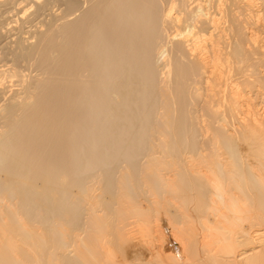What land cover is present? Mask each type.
<instances>
[{"label":"bare ground","instance_id":"obj_1","mask_svg":"<svg viewBox=\"0 0 264 264\" xmlns=\"http://www.w3.org/2000/svg\"><path fill=\"white\" fill-rule=\"evenodd\" d=\"M0 264H264V0H0Z\"/></svg>","mask_w":264,"mask_h":264},{"label":"rangeland","instance_id":"obj_2","mask_svg":"<svg viewBox=\"0 0 264 264\" xmlns=\"http://www.w3.org/2000/svg\"><path fill=\"white\" fill-rule=\"evenodd\" d=\"M140 257H141V256H140ZM140 257H139V258H140Z\"/></svg>","mask_w":264,"mask_h":264}]
</instances>
